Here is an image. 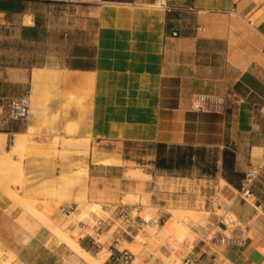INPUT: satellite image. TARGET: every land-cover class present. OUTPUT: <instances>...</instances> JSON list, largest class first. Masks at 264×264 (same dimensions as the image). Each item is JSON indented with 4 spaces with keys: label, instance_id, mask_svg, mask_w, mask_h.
I'll return each mask as SVG.
<instances>
[{
    "label": "crops",
    "instance_id": "obj_1",
    "mask_svg": "<svg viewBox=\"0 0 264 264\" xmlns=\"http://www.w3.org/2000/svg\"><path fill=\"white\" fill-rule=\"evenodd\" d=\"M167 1L169 10L154 0H13L14 8H0V40L25 47L11 46L9 60L0 53V134L12 145L16 133H30L21 160L24 182L15 188L27 198L62 200L60 212L68 216L62 206L74 204L75 212L80 201L94 199L108 210L105 202L120 204L129 190L146 196L161 217L171 205L204 208L209 224L193 226L194 240L177 251L181 260L191 255L200 264H262L264 0ZM27 93L33 112L11 119L12 100ZM199 94L225 101L198 111L192 103ZM66 139H87L88 150ZM158 143L215 153V172L205 170L209 160L189 168L197 175L158 167ZM5 144L7 152L11 145ZM226 149L242 174L233 177L236 183L223 175ZM12 158L18 160L17 153ZM258 163L252 196L244 197L245 171ZM136 168L141 176L126 175ZM12 205L0 194V257L61 264L67 246L50 241L45 225L33 233L18 220L22 208ZM230 227L244 233L243 244L214 242ZM116 239L130 241L113 233L110 254L120 249ZM78 241L89 250L101 246L91 233ZM160 250L172 252L166 245ZM143 260L163 264L152 251Z\"/></svg>",
    "mask_w": 264,
    "mask_h": 264
},
{
    "label": "rangeland",
    "instance_id": "obj_2",
    "mask_svg": "<svg viewBox=\"0 0 264 264\" xmlns=\"http://www.w3.org/2000/svg\"><path fill=\"white\" fill-rule=\"evenodd\" d=\"M5 35H10L9 30L4 31ZM11 46L15 47L17 49L24 50V45L18 43L17 41H11L10 39H4L0 40V53L4 60H9L11 55ZM32 99V97H31ZM220 102H213L209 105V110L218 109V105L224 103V98L220 97ZM33 104L31 106V112H33ZM53 128V127H50ZM30 133H28L29 136ZM27 136V141H28ZM61 138L58 136H55L53 138V143L57 144ZM64 142V139H62ZM12 138H9L6 140L5 149H9L10 145L12 143ZM67 143H79V149H84L86 140L85 139H66ZM65 143V142H64ZM24 150L19 149L15 151L18 156V160L15 159V161L7 162L6 161V153L3 147V150H0V194L5 195L12 199L13 205L12 207L20 206L22 208V212L20 216L18 217V220L21 224L26 226L27 228L31 229L33 233L36 232L37 228H39L41 225H45L50 231H51V237L50 241H54L56 243H63L66 248V252L63 255V260L61 264H83L80 261V258L77 256L76 253L66 244V240L64 238H60L58 234L55 231V228L52 226V224L58 225L64 232L70 233L73 237H78L80 235H84L86 233H91L94 237L100 239L101 246L95 245V247L91 248L89 250L93 255L98 256V253L100 251H104L103 255L104 257H101L103 259L102 263L106 264L105 261L108 258L110 252L108 243L110 242V238L113 234V232L116 229L117 224L121 221L120 219L115 222V224L112 225L111 229L108 232H102L101 234H98L97 230L94 229V220L91 218L92 211H95V213L98 216H101L103 218H107L108 216H111L115 218V215L112 214V211L114 210V206L119 204V202H105L107 206H109L108 210H105V208H101L102 201L94 200V199H86L84 201H80L78 203L79 209L73 213H71L69 216L64 215L60 212L59 205L63 202L62 200H58L56 202L53 201H46V200H36L27 198L23 195H20L19 190L15 188L16 185H23L24 182V170L19 169L18 163H21L22 167V158L24 156ZM88 150V149H87ZM215 156V153L209 152L206 153L207 159H212ZM14 165V167H13ZM132 169H128L126 172L127 176L131 177H138L139 173L142 171L139 169L138 175L133 176ZM136 172V171H135ZM194 175H197L198 172L196 169H192L191 171ZM140 176V175H139ZM122 203L120 204H131L134 207H137L139 210V213L142 217L150 216L157 220V222H149L145 223L143 226V230H141L139 233L134 234L133 237H129L130 241L127 240H121L116 241L119 242V248H127L128 246H131L132 250H130L132 253L135 254L134 260H137V264H144L143 257L147 254V251H152L155 253L156 256H158L162 261L163 264H176L181 261V259L177 256V251L180 250L186 243H191L194 238L195 234H186L179 229V227L173 229L171 232H163L161 228L165 224L166 220L173 216L180 214L181 215V221L187 225L188 230L190 232H193V226L194 225H201V226H207L209 224V219L211 213L206 211L204 208L194 207L190 205H183V204H177V205H171L166 208V211L168 213L167 216L161 217L159 214V207L155 206L153 203H151L146 196L143 195V197L140 196L139 191H133L129 190L123 194L122 197ZM35 205L37 207L38 211H41V214H34L30 212L28 209V205ZM139 204L142 206V208H139ZM28 211L26 210V208ZM85 209V210H84ZM82 210L85 211V213L79 215ZM220 214L224 213L223 210H218ZM177 213V214H176ZM231 215V216H230ZM228 219H234L236 221L235 216L232 213H228L226 216ZM33 218V223H29L28 219ZM164 218V219H163ZM80 221H84L85 225L81 223ZM74 224L75 228H72L71 225ZM233 222H229V225L232 226ZM73 231V232H72ZM76 235H75V234ZM194 233V232H193ZM113 245V243H112ZM161 245H166L171 249V255L167 256L166 254L162 253L160 250ZM101 253V254H102ZM0 255L2 256V253L0 252ZM15 257L13 254H8L6 258L0 257V264L3 262L2 260H8V264H13V260ZM133 260V261H134ZM132 261V262H133ZM131 262V263H132ZM14 264H20L18 261H15ZM230 264V263H225ZM264 264V261L263 263Z\"/></svg>",
    "mask_w": 264,
    "mask_h": 264
},
{
    "label": "built area",
    "instance_id": "obj_3",
    "mask_svg": "<svg viewBox=\"0 0 264 264\" xmlns=\"http://www.w3.org/2000/svg\"><path fill=\"white\" fill-rule=\"evenodd\" d=\"M153 4L157 7L165 8L167 10L170 9L167 0H154ZM220 98L208 95V94H199L197 95L192 103L193 109L198 111L208 110L209 105L213 102H220ZM31 95L29 93L16 97L12 100L11 109H10V118L11 119H27L31 114ZM262 170V164L258 163L253 165L250 169L245 171L244 178L242 181L241 193L244 197L252 196V186L254 184L255 179L259 175ZM75 205L70 204L68 206H62L61 211L64 213H73L75 210ZM102 208V206H101ZM113 213H117L115 218L108 216L107 218H103L98 216L95 211H92L91 218L94 220V228L98 231V234L102 232H108L112 225L115 224L117 220H121L113 233H124L129 237H133L134 234L139 233L143 230V226L145 223L149 222H157V220L151 217L149 220L142 217L139 213L137 207L130 208L128 204H117L114 206ZM85 225L84 221H80ZM112 222V224L110 223ZM108 226V228H107ZM214 242L221 243L225 245H241L245 242L244 233H236L234 229L230 227L228 232H222L213 237ZM116 241H119L116 239ZM94 242L96 244L100 243V239L94 237ZM135 254L132 253L127 248H120L116 251H112L110 256L106 259V264H115L116 262L119 264H130L134 260ZM144 264H155L154 261L146 260ZM176 264H200L198 260H196L193 256L188 255L184 257L180 262Z\"/></svg>",
    "mask_w": 264,
    "mask_h": 264
},
{
    "label": "trees",
    "instance_id": "obj_4",
    "mask_svg": "<svg viewBox=\"0 0 264 264\" xmlns=\"http://www.w3.org/2000/svg\"><path fill=\"white\" fill-rule=\"evenodd\" d=\"M14 7L13 0H7L5 4H0L1 9H12ZM194 156H196V158H194ZM233 156L234 153L232 151L228 149L224 151V164L227 167L224 168L225 171L223 172V175L232 182H235V180L239 179L242 174L233 170V167L231 166ZM202 160L204 162L209 160V162H207L209 163V166L207 165L205 169L206 171L210 173L215 172V168H212L210 163L211 159L206 158L205 149L201 147H193L189 145L182 146L176 144L168 145L166 143L157 144L156 165L158 167L166 168L169 171L188 173L191 172L189 169L191 166L198 164Z\"/></svg>",
    "mask_w": 264,
    "mask_h": 264
},
{
    "label": "bare ground",
    "instance_id": "obj_5",
    "mask_svg": "<svg viewBox=\"0 0 264 264\" xmlns=\"http://www.w3.org/2000/svg\"><path fill=\"white\" fill-rule=\"evenodd\" d=\"M27 136H28V132L16 133V136H15V139H14V143L11 145L10 150L7 151V152L5 151L6 157H7L6 158L7 162H12L13 163L15 161L12 158V154L15 153V151H17L19 149H23L26 146ZM4 144H5V134H0V150H3ZM87 149H88V146H87V139H86L85 147H84L83 150L87 151ZM17 165H18L19 169L22 170L23 167H22L21 163H18ZM13 167H14V165H13ZM132 171H134V173L132 172V175L135 176V175H138L139 169L138 168L132 169ZM139 175L141 176V173H139ZM28 209L30 210V212H32L34 214H41L42 213L41 211H38L37 207L35 205H33V204L28 205ZM28 209L26 208L27 211H28ZM84 210H82V212H80L79 215L85 213ZM173 215L166 220L165 224L161 228V230L163 232H166V233L167 232H171L173 229L175 230V228L179 227V229H181V231L183 233L186 232V234H191V235L194 234L192 231L190 232V230H188V228H187V225H185V223L181 221V219H180L181 215L180 214L175 215V216H173ZM150 218H151L150 216H146L145 217V219H147V220H149ZM52 226L55 228V231L58 234V236L60 238H64L66 240V244L70 248H72L74 253L77 254V256L80 258V261L83 264H103L102 263L103 259L101 257L105 256V255H103L104 251H103V253H102V251H100L98 253V256H95L89 250H87L83 246H81V244L79 243L77 237H73V236H71L70 233L68 234V233L64 232L56 224H52ZM127 249L132 250L131 246H128ZM2 261L3 262L1 264H8L9 263L8 260H2ZM130 264H137V260H134ZM230 264H232V263H230Z\"/></svg>",
    "mask_w": 264,
    "mask_h": 264
}]
</instances>
